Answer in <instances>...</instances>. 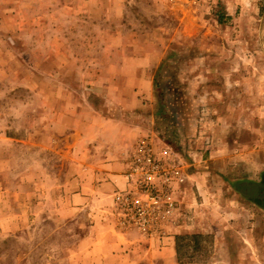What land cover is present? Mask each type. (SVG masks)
<instances>
[{
    "label": "rangeland",
    "instance_id": "obj_1",
    "mask_svg": "<svg viewBox=\"0 0 264 264\" xmlns=\"http://www.w3.org/2000/svg\"><path fill=\"white\" fill-rule=\"evenodd\" d=\"M258 183L264 0H0V264H264Z\"/></svg>",
    "mask_w": 264,
    "mask_h": 264
},
{
    "label": "crops",
    "instance_id": "obj_2",
    "mask_svg": "<svg viewBox=\"0 0 264 264\" xmlns=\"http://www.w3.org/2000/svg\"><path fill=\"white\" fill-rule=\"evenodd\" d=\"M119 123V131H127L126 134L128 135L129 132H131L132 129L130 128H126L124 124ZM124 136H122L120 139L123 140ZM119 142V140H118ZM117 142V143H118ZM114 144H111V148H107V151H106V154L105 155H99L100 157H97L95 158V155L94 156H90L88 157V160L90 162L89 164V168L87 171H90L91 173V178H92V181L90 182L89 184V190H91V192L93 193H97L98 190H99V187H100V181H102L101 179H98V177H104L105 180H103L102 184H104L105 186H109L108 183H109V179H113L115 178L117 175V177L119 178H116L118 180H123V177H122V174L124 172V167L122 169V165H121V161L119 160V155L117 154V157H116V148L115 146H113ZM126 145V144H125ZM124 145V146H125ZM123 147V146H122ZM115 148V150H114ZM103 156V157H101ZM116 157V158H115ZM104 159V160H103ZM85 159H79V160H76L77 161V165L80 166V170H84V166H82L83 164V161ZM79 163V164H78ZM97 178V179H96ZM81 181V179H80ZM79 180H77V184H80ZM110 187V186H109ZM83 188V187H82ZM85 188V187H84ZM82 195H79V197L81 198ZM94 210L97 209V207L95 208H92ZM111 231V232H110ZM110 231H104L103 233H101L100 235H96V236H92L91 237V240L93 241L92 243V248L90 249L89 252L86 253V255L88 256H93L94 255V250L97 249L98 247L96 246V243L95 241L96 240H99V242L101 243V247L103 251H105L104 254H106V256H111L112 253H113V250H115L114 246L115 245H118V242H120V235L122 233H118L117 231L113 230L112 228L110 229ZM95 245V246H94ZM90 247V246H89ZM93 247H95V249H93ZM120 247V245H119ZM93 250V251H91Z\"/></svg>",
    "mask_w": 264,
    "mask_h": 264
},
{
    "label": "built area",
    "instance_id": "obj_3",
    "mask_svg": "<svg viewBox=\"0 0 264 264\" xmlns=\"http://www.w3.org/2000/svg\"><path fill=\"white\" fill-rule=\"evenodd\" d=\"M147 145L149 146V144L148 143L146 144L145 142H142L139 145L138 155L136 156L137 158H134V160H137L138 164L144 165V164L148 163L150 165L153 163V156L147 150L148 149ZM149 148H150V146H149ZM136 167H138V168H136ZM173 167L177 168L175 165H173ZM130 173L135 175V178L140 176V178L138 179L139 182L154 183V181L156 179V169H154V168L150 169L148 172H145V171L141 170V166L133 164V166L131 167ZM179 173L180 172L177 169H173L171 175L173 177H179ZM148 197L151 200V202L148 204V206L151 208L153 213L154 212H161L163 209L162 208L163 204L164 205L166 204L168 207V211H166L167 213L172 212L171 210L174 208V205H175V202H174L172 196L162 197V196H159L157 194H154V195H148ZM126 201L128 203V201H130V199L126 198ZM131 202L137 203L139 210H141L142 206H141V204H139L140 203L139 199L131 198Z\"/></svg>",
    "mask_w": 264,
    "mask_h": 264
},
{
    "label": "trees",
    "instance_id": "obj_4",
    "mask_svg": "<svg viewBox=\"0 0 264 264\" xmlns=\"http://www.w3.org/2000/svg\"><path fill=\"white\" fill-rule=\"evenodd\" d=\"M255 192H256V196H257V192L261 193L262 192V199L264 200V183L263 184H257L256 188H255Z\"/></svg>",
    "mask_w": 264,
    "mask_h": 264
}]
</instances>
